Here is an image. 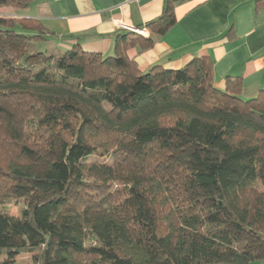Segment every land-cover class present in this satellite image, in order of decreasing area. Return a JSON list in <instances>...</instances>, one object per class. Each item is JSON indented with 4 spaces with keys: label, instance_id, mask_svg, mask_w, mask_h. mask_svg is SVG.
I'll use <instances>...</instances> for the list:
<instances>
[{
    "label": "trees",
    "instance_id": "trees-1",
    "mask_svg": "<svg viewBox=\"0 0 264 264\" xmlns=\"http://www.w3.org/2000/svg\"><path fill=\"white\" fill-rule=\"evenodd\" d=\"M175 2L106 56L78 40L30 52L46 26L0 17V264L23 251L33 264L264 261V88L217 86L208 55L143 71L127 53L175 24ZM31 154L55 158L38 171ZM5 191L26 200L19 214Z\"/></svg>",
    "mask_w": 264,
    "mask_h": 264
},
{
    "label": "crops",
    "instance_id": "crops-1",
    "mask_svg": "<svg viewBox=\"0 0 264 264\" xmlns=\"http://www.w3.org/2000/svg\"><path fill=\"white\" fill-rule=\"evenodd\" d=\"M164 5L165 0H29L25 8L3 7L40 20L58 52L78 40L82 48L106 56L115 52L125 25H143ZM174 11L175 24L165 34H153L152 47L127 49L143 71L155 64L179 68L208 55L217 86H225L227 75H239L241 96L264 88V0H176Z\"/></svg>",
    "mask_w": 264,
    "mask_h": 264
},
{
    "label": "rangeland",
    "instance_id": "rangeland-1",
    "mask_svg": "<svg viewBox=\"0 0 264 264\" xmlns=\"http://www.w3.org/2000/svg\"><path fill=\"white\" fill-rule=\"evenodd\" d=\"M14 9L1 6L0 7V17H4V18L23 17L19 14L18 11L16 12V10ZM3 45H4V51H6V53H9V54H12L14 51H16L19 48L18 43L5 42ZM57 45H58L57 41L53 38V39H48V40H40L38 42H35L34 44L31 43V45L29 46V49H30V52L34 50H38L39 52H44L46 55H50L54 51H57V48H56ZM114 54L115 53H112L110 55H114ZM36 59L37 58H34V60ZM30 157L32 158L34 162V169L39 171L44 168V166L49 160L55 158V155H49L48 157L43 158V159L37 157L35 154H31ZM0 183L2 182L0 181ZM2 195H3L2 196L3 199L1 200L2 201L1 203H4V205L9 209V211L15 215L19 214L21 212V209L26 205L25 199L22 198V199L15 201L11 198L12 195L10 196L9 193H7V191H5ZM30 257H31L30 252L23 251L15 255L12 264H33ZM214 264H217V263H214ZM253 264H264V261H255Z\"/></svg>",
    "mask_w": 264,
    "mask_h": 264
},
{
    "label": "built area",
    "instance_id": "built-area-1",
    "mask_svg": "<svg viewBox=\"0 0 264 264\" xmlns=\"http://www.w3.org/2000/svg\"><path fill=\"white\" fill-rule=\"evenodd\" d=\"M128 29L139 32L141 34H146V30L137 26H129V25H125Z\"/></svg>",
    "mask_w": 264,
    "mask_h": 264
}]
</instances>
